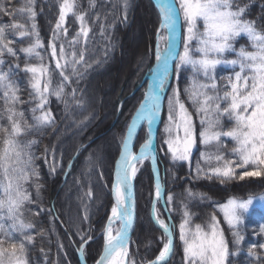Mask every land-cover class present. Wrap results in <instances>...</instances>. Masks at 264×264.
Instances as JSON below:
<instances>
[{
	"label": "snow or ice",
	"instance_id": "snow-or-ice-1",
	"mask_svg": "<svg viewBox=\"0 0 264 264\" xmlns=\"http://www.w3.org/2000/svg\"><path fill=\"white\" fill-rule=\"evenodd\" d=\"M154 3L159 12L155 70L152 73V82L126 125L125 134L121 139L122 150L116 162L115 179L111 189L115 203L103 230V253L96 264H135L134 261H127V258L134 222L133 180L138 171L137 164L151 160L156 173L155 198L157 201L163 198V186L156 168L157 149L153 125L161 115V93L166 88L173 61L176 62L177 78L179 70L188 67L193 69L197 76H202L208 81H193L192 86L184 90L200 117L201 129L198 134L192 113L180 98L179 87L175 88L173 95L168 98V120L164 131L167 136L165 143L173 165L188 162L191 166L193 149L196 148L199 135L203 146H213L216 149L214 153H201V158L205 162L215 160L216 165L205 170L198 162L196 179L215 178L225 183L234 179L243 181L246 177H264V24L258 26L260 17L248 18L251 0L243 4L240 0H154ZM90 4L94 7L95 0H90ZM77 6L76 0H62L59 17L49 42L50 55L55 60V69L61 77L55 87L52 86L48 66L43 63V57L37 51L43 48V42L35 23V0H26L24 7L19 9L20 12L27 13L32 21L30 30L21 23L0 26V98L4 101V115L8 121L7 126L0 125V133L4 134L0 145V264H28L27 245L35 241L32 234L35 224L24 219V212L31 211L26 205L36 203L25 185L34 184L37 199L40 198V190L43 187L39 183V169L35 164L38 157L32 151L38 141H22L21 137L54 125L55 118L47 107L50 96L54 95L64 102L65 107H68L65 95H69L77 105L82 103L76 97L77 88H72L70 93H66V87L73 83L72 77H76L78 83L82 78L81 69L91 67L84 58V51L81 50L79 54L76 51V45L81 43V39L87 43L91 31L85 19L86 14L77 12ZM122 6L123 20L126 21L131 7L130 0H122ZM0 12L13 15L3 3H0ZM69 14L74 15L80 25L79 31L70 41L66 39L68 29L65 27ZM198 24L202 26V31ZM181 27L186 30L183 34ZM8 28L22 38H33V42L20 51L25 54L26 59L35 55L41 60L38 66L26 63L23 69L26 74H30L31 96L36 101L35 106L31 108L32 124L24 118V112L17 108L23 101L18 94V84L11 79L15 71L11 66L7 71L4 70L5 54L19 59L16 49L11 47L13 41L7 38ZM241 37L246 38L249 47H236V41ZM194 41L195 47L192 46ZM178 42L182 44V53L176 51ZM229 55H234L235 58L229 59ZM221 66L232 70L231 75L221 77L225 82L222 92L216 76L217 68ZM19 68V63H16L15 69ZM225 120L228 122L227 127ZM145 121L148 125L147 138L137 154L132 151L133 138ZM225 138L234 144L231 149L233 158H226L221 151L226 146ZM50 153H54V150L45 147V159ZM68 167L71 168V162ZM237 169L243 171L238 173ZM51 171H55V165L51 166ZM186 192L189 199H211L207 194L193 193L191 189ZM85 195L91 199L90 187ZM172 200L173 196L168 195L167 203ZM257 201L264 202V194H249L247 198L233 196L222 204L213 201L231 231V249L215 212L209 215L205 225L196 224L192 227L193 213L187 204H183L179 238L183 244L185 264H232V258L239 256L242 251L240 245L244 241V235L241 229L245 216ZM42 210L47 211L53 219L58 218L54 206ZM152 216L163 230V246L158 256L147 261V264H168L174 255L175 225L161 219L155 206ZM83 218L88 219L87 211ZM117 221L119 227L115 228ZM259 232L264 233V224L259 225ZM44 234L43 229L36 232V235ZM77 235L80 237V246L76 251L83 258L84 246L92 237L79 229ZM60 247L63 248V244H60ZM256 248V244H251L247 252L259 261L260 254ZM259 248L264 250V243L259 244Z\"/></svg>",
	"mask_w": 264,
	"mask_h": 264
},
{
	"label": "trees",
	"instance_id": "trees-1",
	"mask_svg": "<svg viewBox=\"0 0 264 264\" xmlns=\"http://www.w3.org/2000/svg\"><path fill=\"white\" fill-rule=\"evenodd\" d=\"M62 0H35V11L37 13L35 23L43 42V49L46 53L50 52L49 42L52 31L59 17V6ZM26 0H0L4 6L13 13L8 15L0 12V26L11 25L13 23L24 24L30 30L32 21L27 13H22L19 9L23 8ZM77 12L86 14L85 19L91 29L95 27L97 17L106 19L108 31L107 41L104 50L100 49L97 41H94L90 48L86 49V58L93 64L91 70L82 72V78L68 86L67 93L72 88H77L76 97L82 103L77 105L69 95L64 99L68 101V107L65 103L52 96L49 106L51 113L55 118L54 125L41 129L39 131L29 132L28 135L21 137L22 141L29 139L37 140L38 143L33 146L32 151L38 159L35 164L39 169V183L43 185L40 190V198L37 199L36 190L33 183L25 185L32 194V199L36 203L26 205L31 211L24 212V219L35 224L32 234L35 241L28 247V264H80L76 249L80 246V237L77 235L79 229L86 235H91L92 239L88 241L85 247V255L89 264H94L100 257L103 249V230L113 205L112 184L114 180L115 163L121 150V139L126 131V125L130 122L137 105L143 100V91L137 90L145 79L146 69L149 65L155 64L153 57L154 41L156 30L159 26V13L152 0H130L131 7L128 10L127 20H123L122 0H95V6L90 4V0H76ZM248 0H240V3H247ZM264 0H251L249 19H257L258 26L264 24ZM141 12V23L149 24V36L146 37L145 47L130 62L128 69L132 67L134 75L129 83L123 88L119 82L113 84L112 78H117L118 73H110V67L123 54V32L133 26L136 11ZM143 15V16H142ZM70 18V20H68ZM144 19V20H143ZM73 21L72 23H70ZM78 20L72 14L67 17L65 26L73 27L78 24ZM144 25V26H145ZM183 27V33H185ZM123 34V35H122ZM7 38L12 40L11 47L16 49L17 60L5 54V67L7 71L11 66L15 71L12 79L18 84L20 89L19 97L23 103L17 105L18 110L24 112V118L29 124H32L31 108L34 107L31 96L32 89L29 84L30 74H26L23 69L27 61L21 48L29 46L26 37H20L14 33L11 28L6 29ZM249 47L246 38H238L236 47ZM229 59L235 58L229 55ZM142 60V61H140ZM99 62V63H97ZM149 63L147 66L146 63ZM19 63L20 68L15 69V64ZM153 64V65H154ZM232 70L227 67H218L216 76L218 87L223 91L224 80L221 77L231 75ZM181 80L177 82L180 89V98L189 112L192 113L195 122L197 134L201 129L199 123L200 117L196 113L191 100L185 94V89L192 86L193 81L197 83H208L202 76H197L193 69L187 68L181 72ZM176 82H174L175 84ZM173 84V86H174ZM107 86V87H106ZM97 87V91H94ZM2 92V90H0ZM111 92V93H110ZM133 97H130L131 94ZM127 99L136 101L131 112L124 108L122 103ZM120 120V124L116 121ZM225 126L228 122L224 121ZM0 125L7 126L8 121L4 115V101L0 98ZM3 133H0V145H2ZM105 136L101 139V137ZM144 132L138 138L140 144L144 140ZM163 133L159 137V164L161 168L162 183L165 186V197L172 195L173 200L167 203V208L174 220L177 235H175L174 255L168 264H185L183 244L179 238V225L182 222L183 204H187L193 213L191 225H205L208 222L209 215L215 212L220 220L224 233L229 241L230 249L233 248L231 231L223 216L217 212L218 207L213 204L224 203L230 197L236 196L247 198L249 194H264V177L255 179L249 177L241 181L234 179L221 183L220 180L212 178L196 179V166L199 162L201 168L207 170L215 166L216 161L205 162L201 158V153H214L216 149L213 146L207 148L200 143L197 136V148L194 150L191 158V166L188 162H180L173 165L170 159V153L167 150V144L164 142ZM225 147L221 149L226 158L231 156V149L234 147L230 139L225 138ZM138 144L136 149L138 148ZM45 147L53 149L54 153L47 155L45 159ZM71 162V168L68 165ZM55 165V171H51V166ZM140 172L136 180L138 201V220L139 223L135 229L134 241L137 243L136 252L140 259L144 261L154 260L163 244L161 238L163 233L159 230L152 220H150L149 204L145 201L152 190V176L149 171L150 166ZM243 171L237 169V172ZM91 188L92 197L89 199L85 193ZM191 189L193 193H205L211 199L199 200L189 199L186 190ZM55 207L57 219L42 209ZM161 216H165L164 208L159 204ZM87 211L88 219H84ZM39 212V215H35ZM144 220L142 225L141 222ZM223 222V223H222ZM147 224H149L147 226ZM264 224V203L261 206L252 208L245 216L244 226L241 231L244 235V241L240 245L242 249L239 256L232 258V264H264V250L259 248V244L264 243V233L259 232V225ZM40 229L44 230V235H36ZM54 229V230H53ZM74 242V243H73ZM63 244V248L60 247ZM251 244H256L257 253L260 254V260L249 256L247 249ZM41 249L44 251L42 252ZM135 252V251H134Z\"/></svg>",
	"mask_w": 264,
	"mask_h": 264
},
{
	"label": "rangeland",
	"instance_id": "rangeland-1",
	"mask_svg": "<svg viewBox=\"0 0 264 264\" xmlns=\"http://www.w3.org/2000/svg\"><path fill=\"white\" fill-rule=\"evenodd\" d=\"M61 3H62V1H61ZM143 16V15H142ZM68 20H70V18H68ZM66 22H67V18H66ZM73 21H71L70 23H72ZM31 24V23H30ZM67 24V23H66ZM65 24V25H66ZM108 24H107V22H106V19H104V18H102V17H99V19L98 20H96V22H95V27L93 28V29H91V31L89 32V35H88V39H87V43L85 44L84 42H83V40L81 39V43H79V44H77L76 45V51H77V54H79V52L81 51V50H83L84 51V58H85V60L91 65V67H92V63L89 61V59L88 58H86V49L87 48H90V46H92V44H93V42L94 41H97V43H98V45L100 46V49H101V46H102V49L104 50V48L106 47L105 46V43H106V41H107V38H108V35H107V31L109 30L108 29V26H107ZM145 25V24H144ZM30 26V25H29ZM73 27H70V29H69V27H67V26H65L67 29H68V32H67V40H72L73 39V37L75 36V34L79 31V22H78V24H73L72 25ZM148 26H149V24H148ZM147 26V24L145 25V27H148ZM198 26L200 27V30L202 31L203 29H202V26L201 25H199L198 24ZM139 29V28H138ZM158 29V28H157ZM138 31V30H137ZM183 31V30H182ZM140 32V31H139ZM148 33V32H147ZM156 33V32H155ZM149 36V33L147 34V37ZM26 39H27V42L29 41V39H30V42H29V44H31L32 42H33V38H31V37H26ZM62 39H64L63 37H62ZM145 42H146V38H145V40L143 39L142 40V43H141V45H142V49H144V47H145ZM156 42H157V33H156V35H155V41H154V49H153V57H154V59H155V47H156ZM66 51L68 50V48H67V43H66ZM193 47H195V41L193 42V45H192ZM141 49V50H142ZM57 50H58V52H59V43H57ZM37 51H39L40 52V54H41V56L43 57V63L44 64H46L47 66H48V69H49V73L51 74V77H52V86L53 87H55L60 81H61V77H60V75H59V72H58V70H56L55 69V60L51 57V55H50V52L49 53H46V51H44V49L43 48H40V49H37ZM183 52V47H181V50H180V53H182ZM7 58L6 57H4V60H6ZM27 61H29V64H35V65H39L40 63H41V60L39 59V58H37V57H35V55H33V57L31 58V59H27ZM140 61H142V60H140ZM6 62V61H5ZM156 63V62H155ZM147 64V66L149 65V63L147 62L146 63ZM154 64V63H153ZM153 64H151V66L149 65V68L147 67V69H146V74H145V79H144V81H146L147 80V78H148V76L151 74V72H152V70L154 69V65ZM91 67H87V68H82L81 69V72H84V71H89V70H91ZM188 67H182L180 70H179V73H178V78H177V73H176V70H175V67H174V70H173V72H172V74H170V77H169V80H168V82H167V85H166V88H165V90L163 91V93L162 94H164V102H163V105H162V114H161V126H160V130H159V132H160V134H161V132L163 133V137H165L164 138V142H165V140L167 139V136H166V133H165V131H164V129H165V125L167 124V120H168V98L169 97H171L172 95H173V90L175 89V88H177L176 86H177V82H178V80L180 79L181 80V78H182V76H181V72H183V70H186ZM72 78H76V77H72ZM11 79H12V77H11ZM13 80V79H12ZM14 81V80H13ZM143 81V82H144ZM174 82H176L175 84H174ZM173 84H174V86H173ZM146 83L141 87V88H137V90H141V91H143V96H142V99H143V97H144V94H145V92H146ZM107 87V86H106ZM95 90L94 91H97V87L96 88H94ZM68 90V86L66 87V91ZM67 93V92H66ZM134 94L135 93H133V94H131L130 95V97H133L134 96ZM54 96V95H53ZM52 96H50L49 97V102H50V98H51ZM55 97V96H54ZM182 101H183V99H181ZM33 101V104H34V106H35V104H36V101H35V99H33L32 100ZM135 103H136V101H135V99L134 100H130V99H127L126 100V102L124 103H122V107L121 108H124V106H125V104H126V110L125 111H127L128 113H130L131 111V108H133L134 107V105H135ZM141 103V102H140ZM139 103V104H140ZM48 106H49V104H48ZM47 106V107H48ZM139 105H137V107H138ZM137 109V108H136ZM53 115V114H52ZM147 128H148V125L146 124L145 125V127L142 129L143 130V132H144V140L143 141H141L140 142V144H138V148L137 149H135V152H137L138 150H139V148L141 147V145L145 142V140H146V138H147ZM160 134H159V137H160ZM158 142H159V140H158ZM196 148H197V145H196ZM196 148H194L193 149V153H194V150H196ZM158 150H159V145H158ZM168 150V149H167ZM192 153V154H193ZM146 164H148L149 165V161H145V162H142V163H139V164H137V168H138V171H137V174H136V178H135V187H136V180H137V178H138V175L140 174V172H143V170L147 167V165ZM159 164V163H158ZM150 166V169H149V171H150V173H151V176H152V185H151V187H152V190H151V192H149V194H148V199L145 201L146 203H148L149 204V208L148 209H150V220H152V222L154 223V220L152 219V210H153V203H154V199H155V197H154V195H155V181H154V176H153V172H152V168H151V165H149ZM159 168H160V164H159ZM160 171H161V168H160ZM247 179H249V177H246ZM253 178H255V179H258V178H260V177H253ZM165 187V186H164ZM136 198H137V187H136ZM138 201L139 202H141L140 200H138V198H137V207H138ZM227 201V200H226ZM225 201V202H226ZM262 203H264V202H259V201H257L255 204H254V206L252 207V208H255V207H257V206H261L262 205ZM158 206H159V204L157 205V208H158ZM165 207L167 208V202L165 201ZM166 208H164V209H166ZM251 208V209H252ZM251 209H250V211H251ZM167 211L169 212V210H168V208H167ZM249 211V212H250ZM217 212L218 213H220V216H223L222 215V213L219 211V208H218V210H217ZM137 213H138V211H137ZM158 214H159V216H160V218L161 219H163L165 222H167L168 223V219H167V215H165V216H161L160 214H161V211H160V208H158ZM169 214H170V212H169ZM170 216H171V214H170ZM172 218V217H171ZM137 220H138V214H137ZM224 220V219H223ZM174 221V220H173ZM143 222H144V220H142V222H141V225L143 224ZM138 223H139V220L137 221V225H138ZM223 223V222H222ZM106 225H107V223H106ZM137 225H136V227H137ZM149 224H147V226H148ZM154 225L156 226V224L154 223ZM173 225H175V224H173ZM142 226H145V225H142ZM106 227V226H105ZM157 227V226H156ZM158 228V227H157ZM136 229V228H135ZM159 230H161L162 231V233H163V230L162 229H160V228H158ZM179 229V228H178ZM136 232V231H135ZM134 235H135V233H134ZM134 235H133V237H132V243L130 244V246H131V249H130V253H131V256H130V261H134L135 262V264H144L145 262H147V261H144V263H143V261H142V259H140V257H139V253H137L136 252V248L138 247L137 246V243L134 241ZM164 235V234H163ZM175 235H177V231H176V229L174 230V236ZM176 243V242H175ZM103 244H104V238H103ZM84 247H86V245L84 246ZM103 250V249H102ZM161 250H162V248H161ZM135 251V252H134ZM160 251V250H159ZM102 252V251H101ZM101 254V253H100ZM159 254V253H158ZM158 254H157V256H158ZM84 262L86 263V264H89V261L87 260V258H86V255L84 256ZM155 259V258H154ZM151 261V260H150Z\"/></svg>",
	"mask_w": 264,
	"mask_h": 264
},
{
	"label": "bare ground",
	"instance_id": "bare-ground-1",
	"mask_svg": "<svg viewBox=\"0 0 264 264\" xmlns=\"http://www.w3.org/2000/svg\"><path fill=\"white\" fill-rule=\"evenodd\" d=\"M136 12H137V14L135 16V20H134L133 26H131L125 32H123L124 35L122 34L123 35V40H122L123 54L110 67V73L111 74L112 73H116V72L119 74L116 79L112 78L113 79V84L111 85V90L115 86L114 85L115 82H117V83L119 82L120 84H122L123 88H125V86L129 83V80L132 79L131 77H132V75H134L133 74L134 71L132 70V67H130L128 69V65H129L130 62L134 61L136 55L141 51V49H142V45H141L142 40L143 39L145 40V38L147 37V34H148L147 32H149V26L145 27L143 25V23H141V18H140L141 12H139L138 10ZM157 30H156V33H157ZM119 124H120V120L116 121V124L111 129L116 128V125H119ZM104 137L105 136L101 137V139L104 138ZM154 197H155V195H154ZM158 202L159 201H157L156 198H155L154 205H155V208L157 210H158V208H157ZM114 203H115V201L113 200V205H114ZM110 216H111V212L109 214V217ZM173 224H174V221H173ZM114 227L115 228L119 227V222L118 221L116 222ZM174 240H175V236H174ZM175 242H176V240H175ZM174 247H175V245H174ZM128 249H129V257L127 258V261H130V256H131V253H130L131 246H130V244L128 246Z\"/></svg>",
	"mask_w": 264,
	"mask_h": 264
},
{
	"label": "water",
	"instance_id": "water-1",
	"mask_svg": "<svg viewBox=\"0 0 264 264\" xmlns=\"http://www.w3.org/2000/svg\"><path fill=\"white\" fill-rule=\"evenodd\" d=\"M152 2H153V4L155 5L156 10L158 11V8H157L156 4L154 3V0H152ZM182 30H183V27H181V33L183 34ZM181 47H182V44L178 42L177 49H176V51H177L178 53L180 52ZM175 63H176V62L173 61L172 64L170 65V69H169L170 74H172V72H173V70H174ZM154 66H155V65H154ZM154 70H155V67H154V69L152 70L151 74H150V75L148 76V78H147L148 81H147V86H146V88H148L149 84L152 82V73H153ZM169 77H170V76H169ZM163 102H164V94L161 93V106L163 105ZM161 114H162V110H161ZM161 121H162V120H161V115H160V118H159V120L157 121V123L153 125L154 136H155V141H154V142H155V146H156L157 152H158V145H159V143H158V138H159V134H160L159 130H160V126H161ZM146 124H147L146 121L142 123V125L140 126V128H138V130H137V134H136V135L134 136V138H133V143H132V151H133V152H135V148H136V146H137V140H138V137H139V135H140V133H141V130L145 127ZM121 150H122V149H121ZM121 150H120V152H121ZM139 150H140V148H139ZM139 150H138L137 152H135V153L138 154V153H139ZM119 156H120V153H119ZM118 159H119V157L117 158V161H118ZM117 161H116V162H117ZM145 161H149V164L151 165V168H152V172H153V176H154V181L156 182V173H155L154 170H153V165H152L151 160H145ZM158 163H159V156H158V154H157L156 168L158 169L160 182H161V184H162V175L160 174V168H159V164H158ZM115 166H116V163H115ZM136 166H137V165H136ZM113 177H114V179H115V171H114V175H113ZM135 178H136V177H135ZM113 183H114V180H113ZM112 186H113V184H112ZM162 186H163V185H162ZM133 193H134V208H133V212H134V222H133L132 230H131V232H130V242H129V244L132 243V242H131V241H132V237H133V235H134V233H135V228H136L137 221H138V220H137V211H138V209H137V198H136L135 179L133 180ZM163 194L165 195V188H164V186H163ZM164 195H163V198H161L159 201L161 202L162 207H163V208H166V207H165V197H164ZM112 199L114 200V196H113V194H112ZM154 203H155V199H154ZM154 203H153V206H155ZM165 211H166V215H167L168 223L171 224V225H173V219L171 218L169 212L167 211V208L165 209ZM152 212H153V210H152ZM152 219H153V216H152ZM153 220H154V219H153ZM154 223L156 224V226H157L158 228H160V227L157 225V223L155 222V220H154ZM160 229H161V228H160ZM173 242H174V245H175L174 233H173ZM102 253H103V250H102V252H101L100 255H102ZM77 256H79L80 264H86V263L84 262V257L81 258L78 252H77ZM171 258H172V257H171ZM95 264H96V263H95ZM144 264H147V262H145Z\"/></svg>",
	"mask_w": 264,
	"mask_h": 264
}]
</instances>
